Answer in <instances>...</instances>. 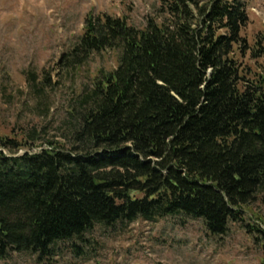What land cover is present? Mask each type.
<instances>
[{
	"label": "trees",
	"instance_id": "obj_1",
	"mask_svg": "<svg viewBox=\"0 0 264 264\" xmlns=\"http://www.w3.org/2000/svg\"><path fill=\"white\" fill-rule=\"evenodd\" d=\"M251 1L162 0L144 28L86 17L58 76L107 50L118 66L75 89L61 135L40 124L0 134L1 260L43 263L70 242L80 254L86 233L138 218L202 220L211 236L245 222L264 201V31L247 33ZM27 80L48 120L52 72Z\"/></svg>",
	"mask_w": 264,
	"mask_h": 264
},
{
	"label": "rangeland",
	"instance_id": "obj_2",
	"mask_svg": "<svg viewBox=\"0 0 264 264\" xmlns=\"http://www.w3.org/2000/svg\"><path fill=\"white\" fill-rule=\"evenodd\" d=\"M161 5L162 0H0V134L13 136L40 124L49 126V137L61 135L58 127L68 117L75 89L91 85L101 70L118 66V52L107 50L95 54L75 78L58 76L57 63L83 34L86 17L124 16L144 28ZM249 13L247 33L264 31V0H252ZM44 69L52 72L54 83L48 120L37 116L39 99L27 80L28 71ZM246 210L245 222L231 223L223 236H211L202 220L138 218L86 233L77 242L80 254L72 242L60 243L49 261L40 263L32 254L15 252L0 264H264V236L244 227L253 223L264 231V222L258 220L264 217L263 199Z\"/></svg>",
	"mask_w": 264,
	"mask_h": 264
}]
</instances>
